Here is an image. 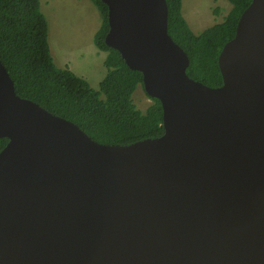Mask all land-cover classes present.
<instances>
[{"label":"water","instance_id":"95a60500","mask_svg":"<svg viewBox=\"0 0 264 264\" xmlns=\"http://www.w3.org/2000/svg\"><path fill=\"white\" fill-rule=\"evenodd\" d=\"M107 47L161 103V136L103 144L19 96L0 56V264H264V0L187 74L166 0H102Z\"/></svg>","mask_w":264,"mask_h":264},{"label":"trees","instance_id":"16d2710c","mask_svg":"<svg viewBox=\"0 0 264 264\" xmlns=\"http://www.w3.org/2000/svg\"><path fill=\"white\" fill-rule=\"evenodd\" d=\"M103 23L95 36L96 46L109 52L107 75L96 90L68 69L55 66L49 26L40 0H0V56L19 96L77 124L92 139L103 144L129 145L163 134V109L156 99L145 111L137 109L133 95L143 75L132 71L120 53L105 44L109 31L108 8L91 0ZM168 31L190 58L187 73L207 86H222L219 55L236 34L242 13L252 0H228L233 8L224 22L200 35L188 27L182 14L183 0H166ZM8 139H0V152Z\"/></svg>","mask_w":264,"mask_h":264},{"label":"rangeland","instance_id":"374dc122","mask_svg":"<svg viewBox=\"0 0 264 264\" xmlns=\"http://www.w3.org/2000/svg\"><path fill=\"white\" fill-rule=\"evenodd\" d=\"M40 1L48 18V41L51 54L55 57V66L70 71L75 68L76 74L80 73L85 77L84 80L98 90L99 82L105 75L104 52L94 44L95 35L102 23L98 8L91 0ZM232 8L228 0H183L182 13L186 18L189 14L203 18L204 23L199 29L192 27L195 34H201L211 26L224 22ZM139 89L143 91L139 86L133 100L137 97L139 108L145 111L153 101L147 96L143 97L142 106Z\"/></svg>","mask_w":264,"mask_h":264},{"label":"crops","instance_id":"0c3cea01","mask_svg":"<svg viewBox=\"0 0 264 264\" xmlns=\"http://www.w3.org/2000/svg\"><path fill=\"white\" fill-rule=\"evenodd\" d=\"M41 2V1H40ZM41 10H42V12H43V14L44 15H46L45 14V11H44V7H43V3H41ZM99 10V9H98ZM100 12V11H99ZM100 15H101V13H100ZM184 16V15H183ZM101 17H102V15H101ZM189 17V18H188ZM188 17L186 18L185 16H184V18L186 19V21H187V23H188V25H189V27L191 28V30L193 31V29H192V27L194 28V29H199V27H201L202 25H203V23H204V20H203V18L202 17H196L194 14H189L188 15ZM46 18H47V16H46ZM48 19V18H47ZM102 26V23L100 24V27ZM100 29V28H99ZM99 31V30H98ZM97 34V33H96ZM96 36V35H95ZM49 38H50V36H49ZM51 42V41H50ZM94 44H95V38H94ZM96 45V44H95ZM51 46H52V44H51ZM97 47V46H96ZM53 48V47H52ZM98 48V47H97ZM99 49V48H98ZM101 50V49H100ZM102 52H104L103 53V59H104V69H105V75L103 76V79L99 82V85H100V83L104 80V78L106 77V75H107V67H106V65H105V62H106V60L108 59V56H109V52H107V51H103V50H101ZM98 54V53H97ZM53 55V54H52ZM53 58L55 59V57H54V55H53ZM56 61V60H55ZM70 68V67H69ZM71 70V69H70ZM72 72L74 73V74H76L75 73V68H72ZM77 76H79L80 78L82 77L83 79L85 78L84 76H82L80 73H78L77 72V74H76ZM87 81V80H86ZM89 83V82H88ZM91 86V85H90ZM92 88H94V89H96V86H91Z\"/></svg>","mask_w":264,"mask_h":264},{"label":"flooded vegetation","instance_id":"af4514ba","mask_svg":"<svg viewBox=\"0 0 264 264\" xmlns=\"http://www.w3.org/2000/svg\"><path fill=\"white\" fill-rule=\"evenodd\" d=\"M142 83H143V82H142ZM139 86L142 87V84L139 85ZM143 86H144V85H143ZM138 92L141 94L139 100L141 101L142 106H144L143 97H146L147 95H146V93H145L144 90L142 91V90L139 89ZM147 97H148V96H147ZM136 98H137V97H135L134 102H135V104L137 105V109L142 110L141 108H139V105H138V103H137L138 99H136Z\"/></svg>","mask_w":264,"mask_h":264},{"label":"clouds","instance_id":"9594fccd","mask_svg":"<svg viewBox=\"0 0 264 264\" xmlns=\"http://www.w3.org/2000/svg\"><path fill=\"white\" fill-rule=\"evenodd\" d=\"M183 14V13H182ZM184 17V16H183ZM102 18V17H101ZM186 20V19H185ZM102 23H103V18H102ZM186 23H187V21H186ZM223 23V22H222ZM218 24H221V23H218ZM187 25H188V23H187ZM216 25V24H215ZM214 26V25H213ZM188 27H189V25H188ZM212 27V26H211ZM101 28V27H100ZM190 28V27H189ZM100 30V29H99ZM190 30H191V28H190ZM237 30V29H236ZM192 31V30H191ZM193 32V31H192ZM194 33V32H193ZM195 34V33H194ZM195 35H200V34H195ZM230 42V41H229ZM228 42V43H229ZM227 44V43H226ZM225 44V45H226ZM181 47V46H180ZM225 47V46H224ZM223 47V48H224ZM182 48V47H181ZM223 50V49H222ZM221 54V53H220ZM220 56V55H219ZM218 61H219V58H218ZM190 66V65H189ZM218 66H219V64H218ZM220 70V69H219ZM221 73V72H220ZM188 74V73H187ZM189 76V75H188ZM190 77V76H189ZM190 78H192V77H190ZM193 79V78H192ZM223 79V78H222ZM194 80V79H193ZM196 81V80H195ZM199 82V81H198ZM201 83V82H200ZM203 84V83H202ZM205 85V84H204ZM222 85H223V83H222ZM207 86V85H206ZM144 87V86H143ZM208 87H210V86H208ZM221 87V86H220ZM217 88H219V87H217ZM144 91H145V89H144ZM146 93V92H145ZM146 95H147V93H146ZM148 96V95H147ZM148 98L150 99V97L148 96ZM152 99V98H151ZM150 99V100H151Z\"/></svg>","mask_w":264,"mask_h":264}]
</instances>
